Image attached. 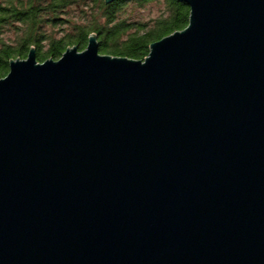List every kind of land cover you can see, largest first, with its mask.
I'll use <instances>...</instances> for the list:
<instances>
[{"label":"water","instance_id":"1","mask_svg":"<svg viewBox=\"0 0 264 264\" xmlns=\"http://www.w3.org/2000/svg\"><path fill=\"white\" fill-rule=\"evenodd\" d=\"M141 60L0 79V264H264V0H183Z\"/></svg>","mask_w":264,"mask_h":264},{"label":"trees","instance_id":"2","mask_svg":"<svg viewBox=\"0 0 264 264\" xmlns=\"http://www.w3.org/2000/svg\"><path fill=\"white\" fill-rule=\"evenodd\" d=\"M151 4L162 6L159 15L148 20L135 15ZM70 6L81 14L67 20L68 31L59 37L43 32V23L54 26ZM189 14L183 0H0V79L10 61L25 59L30 50L38 63L58 60L67 48L83 51L90 36L102 55L143 61L152 43L187 27ZM11 28L16 37L9 42L3 34Z\"/></svg>","mask_w":264,"mask_h":264},{"label":"rangeland","instance_id":"3","mask_svg":"<svg viewBox=\"0 0 264 264\" xmlns=\"http://www.w3.org/2000/svg\"><path fill=\"white\" fill-rule=\"evenodd\" d=\"M161 5H147L144 9H137L135 11V15L139 17L141 20H148L151 17L159 15L162 11ZM81 14V11L74 6H70L66 9L65 14L60 15V22L56 23L54 26L50 25V23H43L42 30L46 34L53 35L55 37L61 36L64 32L70 29V25L67 23V20L75 21ZM62 19V21H61ZM16 37V32L14 29H8L4 32L3 38L8 40L9 42L14 41Z\"/></svg>","mask_w":264,"mask_h":264}]
</instances>
